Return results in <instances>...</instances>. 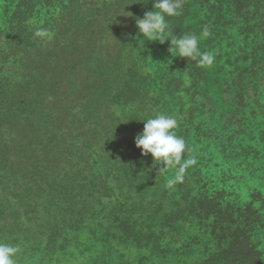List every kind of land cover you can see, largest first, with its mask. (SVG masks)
<instances>
[{"label":"rangeland","instance_id":"obj_1","mask_svg":"<svg viewBox=\"0 0 264 264\" xmlns=\"http://www.w3.org/2000/svg\"><path fill=\"white\" fill-rule=\"evenodd\" d=\"M64 1L67 0H14L13 4L23 5L20 14L34 4V15L51 24ZM134 1L119 0L118 5L112 6L114 16L95 29L93 44L88 49L93 57L91 75L97 72L104 78L108 67V72L122 74L127 79L128 68L138 67V63L145 73L137 99L108 100L102 106L103 120L94 133L100 139L106 135L107 151L132 168L126 167V173L118 175V186H114L109 197L99 201L95 193V198L90 199L92 216L75 232L64 233L68 246L57 251L61 255L56 256L58 260H49L28 242L21 243L25 245L19 247V255L14 257L16 264H128V261L131 264H264V43L259 36L255 40L251 29H247L254 7L261 1L183 0L182 14L166 17L177 38L185 34L199 37L204 27L209 29L211 35L200 39L199 48L201 52L215 54L211 66H202L200 58L173 57L175 53L169 52L168 41H144L138 31L122 47L131 27ZM152 7L153 4L144 9L143 15ZM227 22L231 25H226ZM259 29L264 33V23ZM119 53L126 63L120 69L117 68ZM225 54L232 59L239 57V62L230 67L234 79L228 82L232 84L224 85L226 88L229 85V95L219 85L222 73L229 69L223 71ZM194 83L204 93L198 100L194 97ZM65 84L62 92L65 101L73 102L89 91L84 86L75 92L74 84ZM176 109L185 115V120L174 131L187 147L180 164L165 166L153 160L151 154L141 155L134 138L143 131L141 119L160 113L172 115ZM74 113L83 118L74 108L72 122ZM112 121L114 128L110 126ZM77 124L71 134L80 146L82 137L90 130L85 123L81 136L82 125ZM98 158L94 156L95 160ZM133 158L137 159L135 167ZM189 159L194 163L184 169L183 181L169 186L168 180ZM102 166L100 160L90 161L83 174L100 182L105 179ZM117 166H111L113 173ZM135 170L137 176L142 172L148 179L149 187L144 195L125 192ZM99 174L102 179L96 177ZM25 182L20 185L24 186ZM189 187L186 200L185 191ZM121 203L124 206L119 214L129 216L125 232L111 226L107 217L110 207L115 204L119 209ZM19 204L11 198L10 208L21 210ZM19 219L26 235L43 239L42 248L46 237L37 233L39 222L23 213ZM160 222L161 228L145 237L148 229H156ZM62 237L63 234L58 237V245ZM230 246L227 258L217 256ZM40 247L36 244L35 248Z\"/></svg>","mask_w":264,"mask_h":264},{"label":"trees","instance_id":"obj_2","mask_svg":"<svg viewBox=\"0 0 264 264\" xmlns=\"http://www.w3.org/2000/svg\"><path fill=\"white\" fill-rule=\"evenodd\" d=\"M13 1L0 0V243L21 247L25 245L21 243L29 242L37 252H43L52 260L61 256L57 254L58 250L68 246L64 233L75 232L92 216L89 201L95 198V193L99 195V201L109 197L118 186V175L126 173V167L132 168L129 163L118 160L107 151L106 135L100 139L94 133L103 120L100 117L102 106L108 100L126 102L137 99L146 76L139 63L138 67L134 65L128 68L130 73L127 79L122 74L108 72V67L104 78L100 73H90L93 57L88 49L93 44L94 31L99 24L114 16L112 6L118 5L119 0L64 1L56 11L57 15H53L51 24L40 21L38 15H34V4L29 9L21 10L20 14L19 9L23 5L13 4ZM260 1L252 11L247 29H251L255 40L259 36L264 43V33L259 29L264 23V0ZM154 2L134 1L131 27L122 47L138 31L135 19L142 18L143 10ZM194 2L199 3V0ZM186 6L189 8L190 4ZM225 24L231 25L229 22ZM38 27L52 33V39L36 37L34 32ZM231 59V55L225 54L223 71L229 68V72L222 73V83L219 84L227 95L231 92L228 87L232 84L228 81L234 79L230 67L239 62V57ZM117 64L118 69L126 64L120 58V53ZM66 82L74 84L72 91L76 92V89L84 86L89 90L74 99L83 101H65L62 92ZM225 84H229L227 88ZM192 86L196 87L195 99L204 97L200 85L194 83ZM74 108L83 118L74 113L72 122L70 118ZM170 116L176 118L179 125L185 120V115L179 109ZM78 122L82 125L81 136L85 123L90 130L82 137L80 146L71 134L74 127L77 129ZM110 126L115 127L113 121ZM96 155L99 158L95 160ZM99 160L105 172V179L100 182L94 177L88 179L83 174L90 161L97 163ZM132 161L135 167L137 159L133 158ZM112 165H118L114 173ZM136 173L135 170L131 174L125 192L135 191L144 195L149 187L148 179L144 173L139 172L138 176ZM96 177L103 178L101 174ZM22 181H26L24 186L20 185ZM189 195L190 187L185 191L186 200ZM11 198L20 202L21 210L10 208ZM123 206L121 203L117 209L115 204L112 205L107 217L111 226H118L125 232L129 216L119 214ZM7 208H10L8 213ZM21 212L39 222L37 233L46 237L42 248V238L26 235L23 230L19 219ZM162 225L160 222L156 229L149 228L145 237L155 233ZM62 234V242L58 245V237ZM135 240L138 243V237ZM36 244L40 249L35 248ZM230 253L231 246L221 250L217 256L225 259ZM127 263L131 264L130 261Z\"/></svg>","mask_w":264,"mask_h":264},{"label":"clouds","instance_id":"obj_3","mask_svg":"<svg viewBox=\"0 0 264 264\" xmlns=\"http://www.w3.org/2000/svg\"><path fill=\"white\" fill-rule=\"evenodd\" d=\"M182 11L183 0H155L152 10L146 11L142 18L135 19L139 35L148 42L168 41L169 52L175 53L173 57L200 58L199 62L202 66H211L215 54L210 51L201 52L199 48L200 39H206L211 35L207 27L203 28L199 37L196 34H185L177 38L170 30L166 17L179 16ZM34 35L41 40H51L53 37L52 33L42 27H38ZM141 120L144 122L143 131L134 138V144L141 149V155L151 154L153 160L165 166L180 164L187 146L185 140L174 131L178 127L177 119L160 113ZM191 163H194V160L189 159L185 164L180 165L174 178L168 180V185L182 182L184 179L182 173ZM19 250L18 246L0 243V264H16L14 257Z\"/></svg>","mask_w":264,"mask_h":264}]
</instances>
